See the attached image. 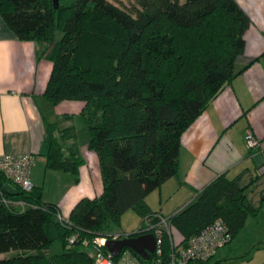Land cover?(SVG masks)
<instances>
[{"label": "trees", "instance_id": "1", "mask_svg": "<svg viewBox=\"0 0 264 264\" xmlns=\"http://www.w3.org/2000/svg\"><path fill=\"white\" fill-rule=\"evenodd\" d=\"M0 16L18 39L46 44L48 101L83 102L102 180L101 193L81 198L66 219L39 188L1 192L0 254L15 252L0 264H92L93 239L120 226L125 210L141 217L138 233L155 221L146 195L177 172L182 133L234 76L250 19L236 0H0ZM48 129L45 166L76 174L83 158L74 142L63 145L71 127ZM258 211L219 174L169 216L175 244L163 233V254L215 219L229 243ZM57 240L61 251L50 255Z\"/></svg>", "mask_w": 264, "mask_h": 264}, {"label": "crops", "instance_id": "2", "mask_svg": "<svg viewBox=\"0 0 264 264\" xmlns=\"http://www.w3.org/2000/svg\"><path fill=\"white\" fill-rule=\"evenodd\" d=\"M236 2L250 19L244 50L235 57L231 81L182 133L177 172L146 195L149 208L158 214L173 215L222 173L264 212V0ZM45 47L44 42L18 39L0 16V154H32V187L66 219L81 198L101 193L102 180L98 156L87 146L83 102L53 105L44 95L52 68ZM52 122L72 129L63 145L74 142L83 158L76 174L45 166ZM246 130L257 139L256 147L247 146Z\"/></svg>", "mask_w": 264, "mask_h": 264}, {"label": "built area", "instance_id": "3", "mask_svg": "<svg viewBox=\"0 0 264 264\" xmlns=\"http://www.w3.org/2000/svg\"><path fill=\"white\" fill-rule=\"evenodd\" d=\"M244 139L249 148L258 145L257 139L250 130L244 133ZM32 165V154H0V177L4 182H9L19 191H29L32 188L30 180V169ZM3 182V183H4ZM3 193L0 184V193ZM2 200L10 201L2 197ZM21 204V202H19ZM154 222L145 219L144 227L139 233H153L155 246L149 258L145 259L136 255L130 248H123L116 256L110 253L104 241L106 236L93 239V262L92 264H191L194 261H206L211 258L217 249L225 245L229 239L225 224L221 219H215L204 227L199 233L188 238L185 245L172 246L168 257L163 254V233H167L172 245L175 238L171 235L170 219L167 216L156 213ZM73 238L70 237L69 241ZM135 253V254H134Z\"/></svg>", "mask_w": 264, "mask_h": 264}, {"label": "rangeland", "instance_id": "4", "mask_svg": "<svg viewBox=\"0 0 264 264\" xmlns=\"http://www.w3.org/2000/svg\"><path fill=\"white\" fill-rule=\"evenodd\" d=\"M56 38L61 32L55 30ZM140 216L132 209L125 210L120 219V226H112L108 234L130 233L139 227ZM61 251L60 241H54L49 247L50 255ZM15 251L1 253L0 256H10ZM93 254V249L90 255ZM94 259V257H93ZM210 264H264V212L258 211L249 215L240 234L233 241L219 247L209 260Z\"/></svg>", "mask_w": 264, "mask_h": 264}, {"label": "water", "instance_id": "5", "mask_svg": "<svg viewBox=\"0 0 264 264\" xmlns=\"http://www.w3.org/2000/svg\"><path fill=\"white\" fill-rule=\"evenodd\" d=\"M2 189L9 195H16L19 190L9 182L2 183ZM106 249L113 255H117L123 248L133 250L142 258H149L155 246L153 233H138L137 230L126 234H110L104 241Z\"/></svg>", "mask_w": 264, "mask_h": 264}]
</instances>
